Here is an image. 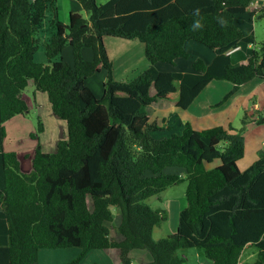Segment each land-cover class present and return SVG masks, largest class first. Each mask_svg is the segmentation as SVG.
Segmentation results:
<instances>
[{"label": "trees", "instance_id": "trees-1", "mask_svg": "<svg viewBox=\"0 0 264 264\" xmlns=\"http://www.w3.org/2000/svg\"><path fill=\"white\" fill-rule=\"evenodd\" d=\"M252 1L76 0L86 18L69 13L62 23L57 0H0V264H37L39 251L65 249L78 250L65 264H79L91 251L132 264L133 250L146 251L149 264H183L176 251L193 248L212 264H238L250 252L242 264H264V148L240 171L244 139L232 127L198 131L186 123L179 133L154 138L167 127L145 114L157 99L185 111L213 81L232 84L217 106L242 85L264 82V40L255 49L253 36L235 25L243 14L264 20V6L254 12ZM46 16L54 32L43 65L34 59L35 35ZM105 37L142 43L147 69L129 82L115 81ZM187 42L214 53L212 62L195 60L191 73L156 70V63L186 59ZM66 45L71 65L55 60ZM236 47L244 60L238 65L226 54ZM101 70L97 97L86 81ZM30 83L65 132L51 153L5 152L4 123L27 113L23 92ZM254 122L264 123V105ZM167 168L184 171L186 205L176 231L154 242L152 231L165 214L144 201L183 181Z\"/></svg>", "mask_w": 264, "mask_h": 264}, {"label": "rangeland", "instance_id": "rangeland-1", "mask_svg": "<svg viewBox=\"0 0 264 264\" xmlns=\"http://www.w3.org/2000/svg\"><path fill=\"white\" fill-rule=\"evenodd\" d=\"M106 1L107 0H95L96 5L104 4ZM253 3L254 5H258L261 3V0H253ZM55 6L58 13V19L62 23L67 22L68 13L70 11H72L73 13H78L83 18H86V14L80 8L76 0H57ZM259 9L260 7L257 9V11ZM238 18H243V22L241 25H243V27H245L247 31L253 36L255 42L253 47L255 49H258V47L264 40V20H257L256 17H251V15L249 14L238 15ZM239 20L240 19H237L235 25L240 28L241 26L237 24ZM242 29L245 30L244 28ZM53 32V27L49 24L48 16H46L42 30L35 35V39L37 41V51L35 53L34 59L36 62L43 65L48 64L44 53V45L49 41ZM189 44L198 47L200 51H203L205 53L195 54V51L190 50L186 59L178 60L175 65L164 64L161 66H167L171 70L175 71H192L191 63L194 57L198 56L202 57V59H205L204 54H212L209 50L201 45H198L196 43ZM82 55L83 59L86 61L91 59V52L89 49H84ZM55 60H61L62 62L71 65L72 58L70 47L66 45L62 50L60 56ZM86 85L93 91V93L97 97L101 96L102 85L98 76H93L92 78L87 80ZM217 91H220V88L217 89ZM210 94H216V91L214 90ZM23 96L27 100L28 111L24 115L16 116L4 123L5 139L3 141V150L5 152L23 153L38 148L44 153H51L53 151L52 147L54 146V143L59 140L60 134L65 132V125L61 121L56 120L52 117L45 95L36 92L32 83H30V85L23 92ZM252 102H255V104L260 107L261 112L264 105V82H261L257 87H254L251 93L244 94L243 99H239L237 101L236 105L239 107V114L234 117L232 121H230L231 124L229 126L232 127L235 132L240 133L244 139V161L248 158H258L259 150L264 148H258L259 143L257 132L251 127L253 121L256 119L257 113L251 108ZM198 107H201V105H199ZM194 115L197 116L199 114L194 113ZM246 116H248L250 119L246 118ZM201 118L202 117L199 116L198 120H203ZM243 119L247 120L248 123L246 125H242ZM39 124H41L42 126V131H39ZM259 130L263 131L264 128H261ZM172 133L177 132L173 130ZM172 133H154L153 137H169V135ZM178 170L180 169L167 168L164 173L178 175L180 174V171ZM182 180L183 181L180 184L171 186L160 193L158 196L151 197L144 201V204L150 209H160L165 214V220H163L158 226L154 227L153 229V236L151 238L154 242L160 239H164L167 236L172 235L176 231L179 212L186 205L184 198V192L186 188L185 174L182 175ZM112 215L114 216L113 223L115 225L118 222V211L115 208H112ZM39 252L42 253L39 256V264H50V262H48V260L43 257V254H45V252L52 253L54 252V250H41ZM176 255L179 258L183 257L185 259L183 264H212L211 261L205 258L204 253L201 249L193 248L177 250ZM249 259L250 258H248V260Z\"/></svg>", "mask_w": 264, "mask_h": 264}, {"label": "crops", "instance_id": "crops-1", "mask_svg": "<svg viewBox=\"0 0 264 264\" xmlns=\"http://www.w3.org/2000/svg\"><path fill=\"white\" fill-rule=\"evenodd\" d=\"M261 4L262 1L258 5H254L252 1L250 8L252 11L256 12L257 9L261 6ZM69 13H73V12L70 11ZM252 16L254 17V15H251V17ZM237 19H240L239 22L237 23L239 26H241L240 28L241 29L244 28L245 31H247V29L243 27V25H241L243 22V18H238L237 16L235 18V23L237 22ZM189 43H193V42H187L185 44V49L187 52L191 50V51H195V54L205 53L203 51H200L198 47ZM103 44L107 56L112 63V77L115 81L129 82L147 69L148 64L143 57L144 46L142 43H139L138 41L135 40H124L119 38L105 37L103 38ZM231 54H232L231 56L233 57L232 59L236 65L244 62L243 55L239 51L233 52ZM204 55H205V59L196 56L193 58L192 63L197 59H201L206 65H208L212 62V60L215 57L214 53L204 54ZM161 65L164 64L156 63L154 67L156 68V70L160 72H178V73L192 72L187 70L175 71V70H171L167 66H161ZM95 76H98L100 78V82L102 85L103 81L105 80V72L101 70ZM260 83L261 82L258 80H253L251 82L242 85L240 89L234 95H232L225 103L217 106L222 100L223 96L226 95L232 89V84L226 81H213L206 86V88L195 99L193 104L185 111H180L176 109L174 104L172 103L157 99L156 101L152 102L150 105H148L145 108V114L149 122H156L159 125L163 124L164 126L167 127L166 132H171V133L173 132V130L179 133L186 123H189L194 130H198V131L216 126H220L226 129L231 124L230 121H232V119L239 114V107L236 105L237 101L239 99H243L244 94L251 93L253 88L257 87ZM219 88L220 91H217V89ZM214 90L216 91V94H210ZM149 94L151 96L154 94L153 88H150ZM199 105H201V107H198ZM251 108L252 110L258 113L260 112V107H258V105L255 104V102H252ZM194 113H198L199 115L196 116L194 115ZM199 116H201L202 117L201 119L203 120L199 121L198 120ZM251 127L253 130H256L257 132L258 143H259L258 148L264 147V130L263 131L259 130L261 128H264V123L257 124L253 121ZM256 158L257 157L248 158L247 160L244 161L245 159V148H244V155L237 162L238 169L240 171H244L256 160ZM217 165H219V162L215 161L212 164L206 165V168L211 169L213 167H216ZM178 171H180V174L178 175L181 177L183 174H185L183 170H178ZM152 236H153V231H152ZM115 237L116 239L120 238L119 235H116ZM246 248H249V246L248 247L246 246ZM77 253H78L77 249L54 250V252L52 253L45 252V254H43V257L46 258V260H48L50 264H56V263L65 264L67 261L72 259ZM40 254L42 253L39 252L38 254L37 264H39ZM252 255L253 253L250 252V254L244 256L243 259L238 264H242L243 262L248 260V258L251 259ZM129 257L132 261V264H149L151 262L150 255L143 250L142 251L133 250L129 253ZM79 264H117V260L112 254H106L102 251H91L84 257V259Z\"/></svg>", "mask_w": 264, "mask_h": 264}, {"label": "built area", "instance_id": "built-area-1", "mask_svg": "<svg viewBox=\"0 0 264 264\" xmlns=\"http://www.w3.org/2000/svg\"><path fill=\"white\" fill-rule=\"evenodd\" d=\"M261 1H262V4H261L260 8L264 6V0H261ZM237 50H238V47H236V48H234V49H231V50H228V51L226 52V54H231V53H233V52H236Z\"/></svg>", "mask_w": 264, "mask_h": 264}, {"label": "clouds", "instance_id": "clouds-1", "mask_svg": "<svg viewBox=\"0 0 264 264\" xmlns=\"http://www.w3.org/2000/svg\"><path fill=\"white\" fill-rule=\"evenodd\" d=\"M197 13H198V10H197ZM200 26H201V25H200L199 22H197V23L194 25L195 28H199Z\"/></svg>", "mask_w": 264, "mask_h": 264}]
</instances>
